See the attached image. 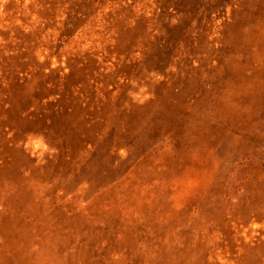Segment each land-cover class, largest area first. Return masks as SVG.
I'll return each instance as SVG.
<instances>
[{
	"label": "rangeland",
	"instance_id": "1",
	"mask_svg": "<svg viewBox=\"0 0 264 264\" xmlns=\"http://www.w3.org/2000/svg\"><path fill=\"white\" fill-rule=\"evenodd\" d=\"M0 264H264V0H0Z\"/></svg>",
	"mask_w": 264,
	"mask_h": 264
}]
</instances>
